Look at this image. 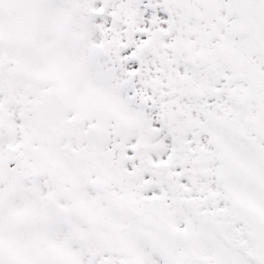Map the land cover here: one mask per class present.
Returning a JSON list of instances; mask_svg holds the SVG:
<instances>
[{
    "label": "snow or ice",
    "instance_id": "6c2138e0",
    "mask_svg": "<svg viewBox=\"0 0 264 264\" xmlns=\"http://www.w3.org/2000/svg\"><path fill=\"white\" fill-rule=\"evenodd\" d=\"M0 264H264V0H0Z\"/></svg>",
    "mask_w": 264,
    "mask_h": 264
}]
</instances>
